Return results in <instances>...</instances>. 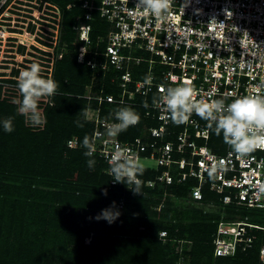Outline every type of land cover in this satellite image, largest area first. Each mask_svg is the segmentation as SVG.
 <instances>
[{
    "label": "trees",
    "instance_id": "16d2710c",
    "mask_svg": "<svg viewBox=\"0 0 264 264\" xmlns=\"http://www.w3.org/2000/svg\"><path fill=\"white\" fill-rule=\"evenodd\" d=\"M49 1L60 7L62 23L52 70L57 89L52 97L38 101L46 117L44 125L27 126L23 116L15 111L12 98L18 95V67L12 68L11 78L0 86V119L12 117L14 129L10 133L0 130V264H261L262 228L251 229L253 242L245 252L238 248L234 255L214 254L213 239L219 222L241 217L235 204L223 205L222 195L211 190L209 183L202 185L201 198L193 199L197 177L179 180L173 165L171 183H162L158 176L166 166L144 167L139 175L141 193H133L124 183L112 181L108 163L98 151L94 153L95 167L88 168L82 138L86 134L91 138L96 130L103 134L106 126L89 120L83 128L77 127L74 120L83 106L98 109L100 120L104 121L114 119L110 113L120 106L137 111L138 123L117 136L122 142L143 139L148 128L159 126L160 122L153 117L152 109L143 105L144 94L136 93L130 103L99 102L96 97H85L87 86L92 85L98 71L93 96L112 94L118 98L124 69H116L109 61L104 70L100 65L92 68L86 62L95 56L91 54L79 62L77 54L83 43L75 41L77 32L72 25L85 9L79 5L67 9V4L75 0ZM92 15L88 22L94 49L97 37L108 32L105 33L108 25L96 10ZM33 28L31 24L30 30ZM4 33L9 36V29L2 28L0 36L6 37ZM25 48L20 44L19 52L24 53ZM95 57L97 63L105 60L103 55ZM148 65V61L132 63L134 81L144 78ZM125 99L128 100L127 93ZM171 128L172 124L167 131ZM73 138H77L79 146H68V140ZM220 139L211 131L207 144L222 152L224 143H216ZM170 140H175L174 136L166 133L162 141ZM159 141L151 137L142 156H149ZM197 142L204 143L201 139ZM182 155L173 151L171 156L178 159ZM184 170L188 172V167ZM114 201L121 215L113 223L94 218ZM228 207L237 213L229 216ZM161 231H166V236H160Z\"/></svg>",
    "mask_w": 264,
    "mask_h": 264
},
{
    "label": "built area",
    "instance_id": "2783aa9c",
    "mask_svg": "<svg viewBox=\"0 0 264 264\" xmlns=\"http://www.w3.org/2000/svg\"><path fill=\"white\" fill-rule=\"evenodd\" d=\"M185 4L187 0H172L166 17L157 22L155 18L137 15L135 11L129 15L127 10L134 9L135 0H75L68 3L69 10L76 5L85 9L84 14L76 16V23L72 25L77 32L75 41L83 43L77 60L84 62L86 54L103 55L105 60L100 63L96 62L95 56L86 62L92 68L100 65L104 70L109 61L116 69H124L120 82L122 92L118 98L112 94L93 96L87 93L85 97H96L99 102L106 100L130 103L136 93L144 94L143 105L147 102L153 117L160 122L159 126L148 128L150 137L155 138V142L159 139L161 141L158 151L162 157L158 163L159 166L168 167L158 179L171 182L169 168L176 164L179 180H184L187 176L198 178V185L192 190L193 199H200L202 185L209 183L211 190L222 195L220 200L223 205L232 203L236 206L264 209V195L257 197L252 186L256 181H264V149L257 148L247 158L240 159L229 154V147L225 143L224 151H215L207 144L211 129L195 113L176 131L171 120L161 119L159 110L152 106L153 97L173 84L170 75L177 77L176 84L189 81L196 90L197 99L201 96L206 100L223 96L227 103L236 95L251 94L250 86L264 81V0H190L186 7ZM121 5L124 6L123 10ZM95 10L110 23L106 35L97 37L99 44L104 43V50L92 48L91 24L88 21L92 19V12ZM213 17L215 20H211ZM60 23L62 11L56 3L49 0H43L42 4L40 0L0 1V30L6 27L10 34H17L0 38V86L11 78L13 67H18L20 71L31 63L23 60L24 53L29 55L25 59L39 61L36 49L33 48L38 47L34 41L57 46ZM31 24L34 25L33 30H30ZM20 44L26 47L24 53L19 52ZM244 50L245 55L241 56ZM133 52H147L151 57L144 58ZM45 56L50 57L46 53L40 57ZM51 59L50 65H40L46 69L41 70L46 77H52L55 48ZM141 61L149 63L147 74L150 73L153 77L151 85L142 84L143 79L134 81L132 78L130 66L133 62L138 64ZM98 74L96 71L95 75ZM131 83L133 88H130ZM153 92L156 95L151 97ZM209 92L213 95L209 96ZM126 93L128 100L125 99ZM94 110L96 117L92 121L105 126L114 122V119L100 120L99 110ZM171 124L174 125L173 128L167 131ZM97 131L102 136V132H95ZM166 133L174 136L175 140L163 142ZM199 139L204 143L199 144ZM103 140L107 141L105 149L97 151L106 161L105 152L110 154L115 143L131 149L137 158L150 146V143L144 145L141 137L134 142H122L117 137L107 136ZM79 145L77 138L68 140L70 147ZM110 145L111 148L106 149ZM173 151L183 155L174 159L171 156ZM186 153L189 154L188 158L184 155ZM151 155L154 153L151 152L149 156ZM209 157L215 158L217 162L222 160L224 164V168L218 169L213 178H209L206 170L212 163ZM187 167L188 172L184 170ZM252 228L264 229V226L251 223L248 216L232 221L221 220L213 239L214 254L234 255L238 248L245 252L253 242ZM160 235L166 236V231H161Z\"/></svg>",
    "mask_w": 264,
    "mask_h": 264
},
{
    "label": "clouds",
    "instance_id": "9594fccd",
    "mask_svg": "<svg viewBox=\"0 0 264 264\" xmlns=\"http://www.w3.org/2000/svg\"><path fill=\"white\" fill-rule=\"evenodd\" d=\"M171 3L172 0H135L134 9L127 11L129 15L135 11L137 15L151 16L159 22L166 17ZM188 3L190 0H187ZM187 4L184 6L186 7ZM121 8L123 10L124 6L121 5ZM211 20H215V17ZM240 46L243 48L242 44ZM243 55H245V50L241 56ZM152 79L150 73L146 74L141 83L151 85ZM170 80L173 84L164 88L160 95L152 99V106L159 110L161 119L167 118L174 124H182L188 121L192 113H195L207 122L208 128L216 136L222 137L223 142L229 147V154H234L238 159L247 158V155L257 148L264 149V81L251 85V94L236 95L226 103L223 96L207 100L201 96L197 99L196 90L189 81L176 84L175 75H170ZM15 87L18 95L12 98V103L16 105V113L23 116L27 126L42 127L46 117L42 109L38 107V101L41 98L48 99L55 94L56 81L51 75L44 77L39 63L34 60L19 71ZM208 95L212 96L213 93L209 92ZM144 106L147 107V102H144ZM110 115L114 117V122L107 124L103 133L110 138L118 136L129 126L137 124L140 119L138 112L127 105L117 107ZM76 116L78 118L74 120V123L79 128H83L85 122L93 118L91 110L86 106H83ZM0 130L12 132L14 130L13 118L0 119ZM99 136L101 133L98 131L94 132L91 138L86 134L81 141V146L85 149L83 155L88 157L86 164L90 169H93L96 164L94 153L97 151L96 140ZM69 145L71 146V141ZM105 156L108 163L107 172L112 177V181L124 183L133 193H141L139 175L143 173L144 166L139 158L142 155L137 158L136 153L131 149L115 143L110 154L105 152ZM209 159L212 163L206 170L209 178H213L218 169L224 168V164L222 160L217 162L213 157ZM252 186L257 197L264 195V181H256ZM114 205L115 201L112 205L101 209L94 218L104 219L109 224L113 223L121 215ZM260 259L261 264H264V248L261 249Z\"/></svg>",
    "mask_w": 264,
    "mask_h": 264
},
{
    "label": "rangeland",
    "instance_id": "374dc122",
    "mask_svg": "<svg viewBox=\"0 0 264 264\" xmlns=\"http://www.w3.org/2000/svg\"><path fill=\"white\" fill-rule=\"evenodd\" d=\"M104 21H105V23L108 25L107 26V29L105 30V33L108 31V29H109V27H110V23L108 22V21H106L105 19H104ZM6 28V27H5ZM8 29V28H7ZM104 35V34H103ZM10 36H17V34H13V33H11L10 34ZM3 38V36H0V38ZM1 38V39H2ZM22 38V37H21ZM11 41H9V44H11L10 43ZM34 43H35V45L36 46H38V47H36V55L40 58V59H38L39 61H43V62H39V61H37V59H35L38 63H39V65H50L51 64V62H52V55H54V44H52V43H45V44H43V43H41V42H36V41H34ZM48 45H50V46H48ZM9 46V45H8ZM56 46V45H55ZM94 49H96V50H104V43H101V44H99V43H95L94 44ZM44 51H46V52H50V57H47V56H45V57H40V56H42L43 54H44ZM133 54L134 55H139V56H141V57H144V58H150L151 57V55L149 54V53H147V52H133ZM26 56H29L28 54L26 55V53H24V55H23V57H24V59L23 60H25L26 61ZM19 59H21V56H19ZM42 59H44V60H42ZM50 63V64H49ZM149 64V63H148ZM40 68H41V70L42 71H46V69L45 68H43V67H41L40 66ZM43 76H45L44 74H42ZM46 77V76H45ZM98 76L97 75H94V77H93V83H92V85H88L87 86V91H86V93H87V95L89 94V95H93L94 93H93V91H92V88L93 87H95L96 85H97V82H98ZM93 93V94H92ZM90 110H91V112H92V114H93V118H95L96 117V111L94 110V109H92V108H90ZM174 124V123H173ZM172 124V125H173ZM175 125V127H177V129H176V131H179L181 128H182V125L181 124H174ZM173 125V126H174ZM100 131V130H99ZM103 132V131H102ZM106 135H104V134H102V136H99V137H97V140H96V147H97V150L99 151L100 149H105V143H104V141L105 140H103L104 139V137H105ZM117 137V136H116ZM149 137V138H148ZM108 138H110V137H108ZM113 138V137H112ZM150 134H149V132H148V130H147V132H146V134L145 135H143V140L142 141H144V145H147L148 143H149V140H150ZM160 142V141H159ZM224 143L223 142V140L221 141V139L219 140V141H217L216 143L217 144H220V143ZM107 148L106 149H110L111 148V145L110 146H106ZM158 147L159 146H157V147H155L153 150H152V152L154 153V155H151V156H141L140 158H139V161L143 164V166L144 167H150V168H154V169H156V168H158V166H159V158L160 157H162V154L158 151L159 149H158ZM225 148H224V146H223V149L222 150H224ZM173 168V166L171 167V169ZM171 169H170V171H171ZM176 170V169H175ZM159 177V176H158ZM159 181H161L162 183H168V182H166L165 180H160L159 179ZM181 203H183V204H186V202H182L181 201ZM183 204H180V205H183ZM124 204L121 202L120 204H119V206L120 207H122ZM118 206V207H119ZM229 208V210H228V215L229 216H234L235 215V213H237V212H234V211H232L233 209H231L230 207H228ZM237 210L236 211H238V215H240L239 217H241V218H243V217H245V216H248V220H253V221H258V222H260V223H263L264 224V209H260V208H252V207H244V206H237ZM210 211H213V209H210ZM234 218H238V216H236V217H234Z\"/></svg>",
    "mask_w": 264,
    "mask_h": 264
},
{
    "label": "bare ground",
    "instance_id": "6f19581e",
    "mask_svg": "<svg viewBox=\"0 0 264 264\" xmlns=\"http://www.w3.org/2000/svg\"><path fill=\"white\" fill-rule=\"evenodd\" d=\"M5 34V33H4ZM5 36L7 37L8 35L7 34H5Z\"/></svg>",
    "mask_w": 264,
    "mask_h": 264
}]
</instances>
